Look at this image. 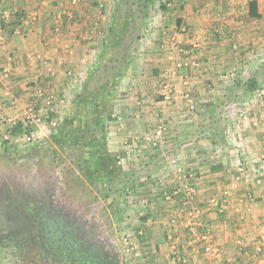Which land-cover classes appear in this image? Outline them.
Instances as JSON below:
<instances>
[{"label": "rangeland", "instance_id": "rangeland-1", "mask_svg": "<svg viewBox=\"0 0 264 264\" xmlns=\"http://www.w3.org/2000/svg\"><path fill=\"white\" fill-rule=\"evenodd\" d=\"M112 1L111 26L107 33L102 30L96 65L81 82L80 94L71 84L59 92L44 84L34 87L42 79L27 81L24 101L15 94L10 104L17 114L9 116L0 106V154L18 156L34 148L45 162L65 164L81 193L106 214L122 263L155 264L149 253L157 245L155 233H164L169 247L167 232L190 233V216L196 232L206 233L195 222L198 210L189 207L197 195L195 173L199 166L217 164L222 151L242 149L231 126L263 109L264 45L242 51V58L236 55L214 84L199 80L202 88L193 94L198 88L186 67L194 50L180 41L190 30L170 27L177 18L172 15L170 22L166 13L183 1ZM197 13L203 19L210 15L206 6ZM0 15V22L10 18ZM1 29L6 28L0 23V36ZM137 35L143 63L136 65L131 56ZM169 83L173 91L166 100ZM240 156L226 158L229 168L264 172V156Z\"/></svg>", "mask_w": 264, "mask_h": 264}, {"label": "crops", "instance_id": "crops-1", "mask_svg": "<svg viewBox=\"0 0 264 264\" xmlns=\"http://www.w3.org/2000/svg\"><path fill=\"white\" fill-rule=\"evenodd\" d=\"M182 1L166 13L170 22L172 15L177 18L170 27L178 31L187 26L190 30L189 35L180 34V41L189 51L194 50L186 70L191 85L198 88L192 93L199 94V80L214 84L236 55L242 58V51L264 45V22L248 16L250 0ZM255 1L260 19H264V0ZM205 6L210 15L203 19L197 12ZM113 9L112 0H0V13L5 10L10 15L0 22L6 28L0 36V106L5 112L17 114L10 105L14 95L24 101L22 96L29 94L25 84L37 78L44 82L34 87L44 84L42 87L63 92L71 84L80 94L81 82L91 74V65H96V47L102 30L107 33L111 26ZM32 13L36 15L33 18ZM140 40L137 35V52L131 56L136 65L143 63ZM254 112V117L233 121L231 126L236 131L233 137L245 147L222 151L217 164L199 166L195 173L197 195L189 207L198 210L195 222L208 236L199 240L192 233L171 235L170 231L168 247L164 233L154 232L157 245L149 253L155 264H264V172L249 168L240 172L239 166L229 168L226 159H240L243 153L247 159L264 156V106ZM174 212L177 223L180 213Z\"/></svg>", "mask_w": 264, "mask_h": 264}, {"label": "flooded vegetation", "instance_id": "flooded-vegetation-1", "mask_svg": "<svg viewBox=\"0 0 264 264\" xmlns=\"http://www.w3.org/2000/svg\"><path fill=\"white\" fill-rule=\"evenodd\" d=\"M33 149L0 154V264H123L106 214Z\"/></svg>", "mask_w": 264, "mask_h": 264}, {"label": "built area", "instance_id": "built-area-1", "mask_svg": "<svg viewBox=\"0 0 264 264\" xmlns=\"http://www.w3.org/2000/svg\"><path fill=\"white\" fill-rule=\"evenodd\" d=\"M77 2V0H71V3H76ZM2 15L5 17V18H7V17H9L10 15H9V13L7 12V11H5V10H3L2 11ZM31 16H32V18L33 17H35L36 15H35V13H32L31 14ZM165 89H166V91H165V94H164V97H165V99L166 100H169V99H171V96H172V84H166L165 85ZM179 170H180V168H179ZM239 170H241V168H239ZM190 191V190H189ZM187 226L189 227V230L191 231L190 233H192L194 236H196L199 240H201V239H205L207 236H208V234H207V232L206 233H197L196 232V230L193 228V224H194V222H193V220H192V216H190L188 219H187ZM193 222V223H192ZM216 256H219V253L218 252H213ZM137 264H143V262H141V261H139Z\"/></svg>", "mask_w": 264, "mask_h": 264}, {"label": "trees", "instance_id": "trees-1", "mask_svg": "<svg viewBox=\"0 0 264 264\" xmlns=\"http://www.w3.org/2000/svg\"><path fill=\"white\" fill-rule=\"evenodd\" d=\"M248 16L253 18H260V13L257 10L255 0H250L248 3Z\"/></svg>", "mask_w": 264, "mask_h": 264}]
</instances>
